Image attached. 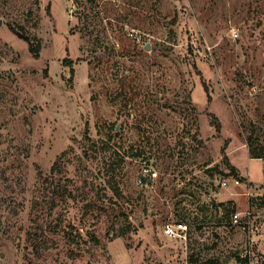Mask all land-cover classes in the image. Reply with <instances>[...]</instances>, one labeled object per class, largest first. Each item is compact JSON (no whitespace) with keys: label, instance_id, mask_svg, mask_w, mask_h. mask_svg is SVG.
<instances>
[{"label":"rangeland","instance_id":"374dc122","mask_svg":"<svg viewBox=\"0 0 264 264\" xmlns=\"http://www.w3.org/2000/svg\"><path fill=\"white\" fill-rule=\"evenodd\" d=\"M263 221L264 0H0V264H244Z\"/></svg>","mask_w":264,"mask_h":264},{"label":"built area","instance_id":"2783aa9c","mask_svg":"<svg viewBox=\"0 0 264 264\" xmlns=\"http://www.w3.org/2000/svg\"><path fill=\"white\" fill-rule=\"evenodd\" d=\"M129 35L133 38L139 39L140 35L134 33L133 31L128 32ZM158 173L155 169H153L149 164L143 163L140 166V172L137 176V183L139 184H147L150 180L157 178ZM232 181L235 184L240 183V178L232 177ZM223 186H227L228 180L223 178L220 182ZM231 221L233 224L240 225L242 230H248L249 232L253 233L254 230H257L258 227L254 226L252 222L246 221L245 223L241 224L240 221V213L235 212L231 217ZM264 226V221L259 225ZM189 232L188 223L184 220H178L174 222H167L162 227V233L170 238V239H186ZM244 264H264V255L251 253L249 249H246L242 255H240Z\"/></svg>","mask_w":264,"mask_h":264},{"label":"trees","instance_id":"16d2710c","mask_svg":"<svg viewBox=\"0 0 264 264\" xmlns=\"http://www.w3.org/2000/svg\"><path fill=\"white\" fill-rule=\"evenodd\" d=\"M15 32H16V34H18V36L20 38H23V40H25L28 43L29 51L33 54V56L34 57H38L39 51H40V44H39V42H37V41L33 42L30 37L24 36L21 33H18L17 31H15ZM63 61L64 62H67V58H63ZM70 72L73 73L72 67L70 69ZM210 122L212 124H215L216 125V129L219 130V124H218V121L216 119H212ZM221 153H222L223 163H224L225 167L229 169V173H227V174L238 175L237 174L238 173L237 167L230 162V160H229V158H228V156H227V154L225 152V145L222 147ZM251 153H252L251 154L252 157H261V154H259V152H256L255 150H252ZM64 154H65V151H62L60 154H58L56 156L55 160L53 161V163H52V165L50 167L52 171L57 172V173L61 171V162H60V160H61V157ZM137 154H139V153H136V155ZM114 190L118 193V189L117 188L114 187ZM127 229L130 230V225L129 224L127 226ZM123 233H124V231H122L121 228H118V229H116L114 231L113 234H114V236H122ZM77 234L80 235L79 230H77ZM91 235L93 237V233H91ZM74 238L75 237H73V239ZM95 240L97 242H100L99 239H95ZM209 263L210 264H217V263H213V261H211V260H209Z\"/></svg>","mask_w":264,"mask_h":264},{"label":"crops","instance_id":"0c3cea01","mask_svg":"<svg viewBox=\"0 0 264 264\" xmlns=\"http://www.w3.org/2000/svg\"><path fill=\"white\" fill-rule=\"evenodd\" d=\"M237 169H238V168H237ZM238 171H239V169H238ZM239 174L242 175V174L240 173V171H239ZM242 176H244V175H242ZM245 177H246V176H245ZM247 180H248V178H247ZM248 182H249V180H248Z\"/></svg>","mask_w":264,"mask_h":264},{"label":"water","instance_id":"95a60500","mask_svg":"<svg viewBox=\"0 0 264 264\" xmlns=\"http://www.w3.org/2000/svg\"><path fill=\"white\" fill-rule=\"evenodd\" d=\"M145 48H149V46L146 44V45H145Z\"/></svg>","mask_w":264,"mask_h":264}]
</instances>
